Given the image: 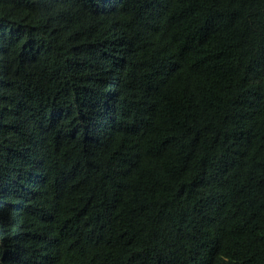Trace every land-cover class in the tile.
Segmentation results:
<instances>
[{"label":"trees","instance_id":"trees-1","mask_svg":"<svg viewBox=\"0 0 264 264\" xmlns=\"http://www.w3.org/2000/svg\"><path fill=\"white\" fill-rule=\"evenodd\" d=\"M0 264H264V0H0Z\"/></svg>","mask_w":264,"mask_h":264}]
</instances>
